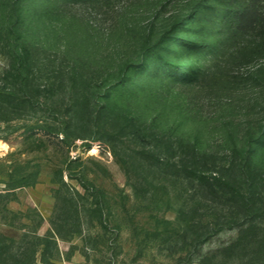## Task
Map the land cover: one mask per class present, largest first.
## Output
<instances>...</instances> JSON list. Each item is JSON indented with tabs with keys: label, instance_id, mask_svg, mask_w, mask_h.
Returning a JSON list of instances; mask_svg holds the SVG:
<instances>
[{
	"label": "rangeland",
	"instance_id": "obj_1",
	"mask_svg": "<svg viewBox=\"0 0 264 264\" xmlns=\"http://www.w3.org/2000/svg\"><path fill=\"white\" fill-rule=\"evenodd\" d=\"M229 11L226 0H0V76L27 47L44 85L93 91L128 120L112 143L86 127L78 133L95 139H64L44 131L47 114L0 110V234H45L73 197L82 225L57 240L58 264H201L206 247L234 238L226 229L193 247L199 196L172 165L193 143L224 165L246 149L264 182V37L232 31Z\"/></svg>",
	"mask_w": 264,
	"mask_h": 264
},
{
	"label": "trees",
	"instance_id": "obj_2",
	"mask_svg": "<svg viewBox=\"0 0 264 264\" xmlns=\"http://www.w3.org/2000/svg\"><path fill=\"white\" fill-rule=\"evenodd\" d=\"M226 1L229 3L232 31L253 29L264 37V0H248L246 6H241V0ZM22 51L12 53L8 65L1 72L0 82L3 85L0 84V110L18 116L26 111L39 113L40 117L47 114L49 120L46 121L52 125H48L44 131L55 135L62 133L64 139H95L90 134H79L81 127H86L89 132L105 133L112 143L125 137L128 120L123 112H114L107 103L96 104L93 91H82L73 85H44L27 62L29 49L23 47ZM73 79L76 83V78ZM5 118L10 119L8 116ZM137 145L144 150L147 142L141 138ZM191 146L190 157H182L172 162V165L175 169L173 175L191 182L199 196L189 211L191 215L186 229L191 235L193 247H205L211 237L226 229L237 231L234 238L217 247H206L205 256L199 263L223 264L216 262L217 259L226 263L264 264V182L258 166L251 163L246 149L239 151L242 155L240 160L224 165L208 159V152L197 143ZM234 150L233 153L236 152ZM165 162L157 158L154 163L161 168ZM204 200L211 201L216 207L211 208V212L206 211L201 206ZM223 207L231 211V220H223L224 216L221 215L223 209H226ZM68 209L50 219V227L45 234L36 231L31 236L27 232L23 235L15 232L1 233L0 264H38L40 245L43 248L39 260L43 264H58L57 240L72 238L82 225L73 197H70ZM179 212L181 214L183 210ZM29 236L32 239L28 240ZM17 238L22 242L20 245L16 244ZM192 262L195 261L189 256L180 259L177 264Z\"/></svg>",
	"mask_w": 264,
	"mask_h": 264
},
{
	"label": "bare ground",
	"instance_id": "obj_3",
	"mask_svg": "<svg viewBox=\"0 0 264 264\" xmlns=\"http://www.w3.org/2000/svg\"><path fill=\"white\" fill-rule=\"evenodd\" d=\"M3 149V146H2V144L0 143V150H2Z\"/></svg>",
	"mask_w": 264,
	"mask_h": 264
}]
</instances>
